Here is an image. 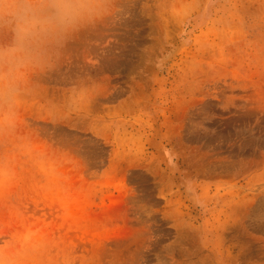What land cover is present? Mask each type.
<instances>
[{
    "label": "rangeland",
    "instance_id": "obj_1",
    "mask_svg": "<svg viewBox=\"0 0 264 264\" xmlns=\"http://www.w3.org/2000/svg\"><path fill=\"white\" fill-rule=\"evenodd\" d=\"M88 9L0 100V264H264V0Z\"/></svg>",
    "mask_w": 264,
    "mask_h": 264
},
{
    "label": "clouds",
    "instance_id": "obj_2",
    "mask_svg": "<svg viewBox=\"0 0 264 264\" xmlns=\"http://www.w3.org/2000/svg\"><path fill=\"white\" fill-rule=\"evenodd\" d=\"M91 0H0V27H9L11 46L0 47V100L10 103L16 70L31 62L40 49L87 13Z\"/></svg>",
    "mask_w": 264,
    "mask_h": 264
}]
</instances>
